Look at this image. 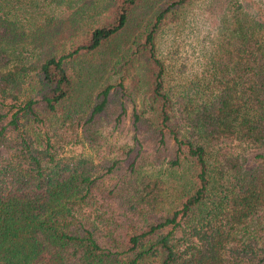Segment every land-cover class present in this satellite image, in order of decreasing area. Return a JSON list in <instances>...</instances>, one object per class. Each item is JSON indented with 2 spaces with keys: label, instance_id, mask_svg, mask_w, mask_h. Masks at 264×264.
Masks as SVG:
<instances>
[{
  "label": "trees",
  "instance_id": "obj_1",
  "mask_svg": "<svg viewBox=\"0 0 264 264\" xmlns=\"http://www.w3.org/2000/svg\"><path fill=\"white\" fill-rule=\"evenodd\" d=\"M221 1L186 42L213 0H0V264H264V20Z\"/></svg>",
  "mask_w": 264,
  "mask_h": 264
},
{
  "label": "rangeland",
  "instance_id": "obj_2",
  "mask_svg": "<svg viewBox=\"0 0 264 264\" xmlns=\"http://www.w3.org/2000/svg\"><path fill=\"white\" fill-rule=\"evenodd\" d=\"M242 4L243 8L248 11L256 12L257 15L264 20V0H239ZM222 3L221 0H213L212 4H193L192 7H190L191 14H198L196 21L192 23V32H188L190 27H188L182 34V39H184L186 42H191L193 38L195 37H201L206 34V29L208 27L210 17H211V10L217 9V7ZM188 13V14H189ZM189 14V16L191 15ZM166 35H162V41L163 45H165ZM127 123L121 127L118 128L116 131H114V138L117 141H122L127 136Z\"/></svg>",
  "mask_w": 264,
  "mask_h": 264
}]
</instances>
